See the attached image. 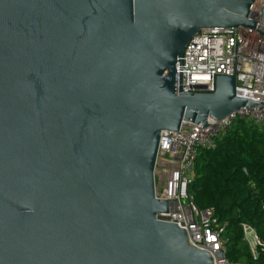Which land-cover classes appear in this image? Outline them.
Listing matches in <instances>:
<instances>
[{"label": "water", "instance_id": "1", "mask_svg": "<svg viewBox=\"0 0 264 264\" xmlns=\"http://www.w3.org/2000/svg\"><path fill=\"white\" fill-rule=\"evenodd\" d=\"M257 1L0 0V264H215L158 219L159 144L264 105L236 57L215 92L182 87L190 40L255 29Z\"/></svg>", "mask_w": 264, "mask_h": 264}, {"label": "built area", "instance_id": "2", "mask_svg": "<svg viewBox=\"0 0 264 264\" xmlns=\"http://www.w3.org/2000/svg\"><path fill=\"white\" fill-rule=\"evenodd\" d=\"M252 18L256 30L245 26L201 29L190 40L183 54L185 92H215L217 76H235L236 57L238 95L264 103V0L256 2ZM240 120L264 125V105L244 107L220 121L210 119L205 128L184 123L179 132L165 131L160 138L155 195L160 201L168 200L171 208L168 214H158V219L185 228L191 244L209 252L215 264H233L227 258L229 223L220 221L214 208L201 209L190 188L200 152L215 149L217 140ZM243 233L257 261L264 252V241L251 225L243 224Z\"/></svg>", "mask_w": 264, "mask_h": 264}, {"label": "trees", "instance_id": "3", "mask_svg": "<svg viewBox=\"0 0 264 264\" xmlns=\"http://www.w3.org/2000/svg\"><path fill=\"white\" fill-rule=\"evenodd\" d=\"M195 172L190 189L197 205L229 223L228 260L264 264V252L255 261L243 233V224L251 225L264 241V125L238 121L215 149L200 152Z\"/></svg>", "mask_w": 264, "mask_h": 264}]
</instances>
